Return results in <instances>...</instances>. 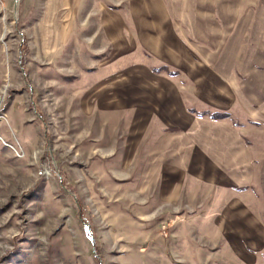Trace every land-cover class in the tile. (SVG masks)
Returning <instances> with one entry per match:
<instances>
[{"label": "rangeland", "instance_id": "1", "mask_svg": "<svg viewBox=\"0 0 264 264\" xmlns=\"http://www.w3.org/2000/svg\"><path fill=\"white\" fill-rule=\"evenodd\" d=\"M69 1L0 0V264H264V249L243 245L254 227L227 242L186 205L165 206L185 153H159L155 131H140L149 81L165 87L172 120L249 119L208 105L205 90L241 82L262 100L264 0H166L174 21L160 32L132 24L131 0ZM108 9L128 16L117 40ZM262 160L252 150L249 162ZM262 170L236 196L251 190L264 210Z\"/></svg>", "mask_w": 264, "mask_h": 264}, {"label": "crops", "instance_id": "2", "mask_svg": "<svg viewBox=\"0 0 264 264\" xmlns=\"http://www.w3.org/2000/svg\"><path fill=\"white\" fill-rule=\"evenodd\" d=\"M70 2L71 0L68 3ZM129 8L133 25H139L134 21H143V25L157 28L160 32L161 23L158 24V21H163L164 25L166 21H174L166 0H131ZM101 21L106 25V32L112 40L119 38V34L125 31L122 26L129 22L127 13L123 16L111 9L104 10ZM143 43L151 47L152 38H146L145 35ZM151 49H155L154 45ZM156 50L159 52L161 48L156 47ZM115 84L113 82L111 86ZM230 85L232 88L226 84L219 88L210 86L211 89H208L207 87L205 91H207L208 105L228 110L230 113L241 114L242 111V114L248 116L250 121L249 119L241 120L237 116L234 118L239 123L236 126L231 119L214 120L192 113L177 121L175 115V119L172 120L165 114L164 108L163 111L161 110V106L166 105L168 98L164 93L165 87L161 88L160 82L149 81L150 98L147 100L152 107L151 114L147 124L144 122L140 131L142 137L148 131H155L159 153H185L175 167L183 171V179L180 184L176 180L174 193L166 194L164 198H161L166 207L175 205L180 210L183 205H186L184 207L191 213V217L205 218L206 222L211 223L209 226L206 225L208 234H226L227 242L242 241L238 234L246 233L247 228L249 230L254 227V237L246 238L245 242H242L246 250L253 248L261 251L264 249V210L260 209V200L251 190L247 192L249 195L245 197L246 199L238 198L236 187L242 188L254 184L253 180L258 178L256 171L259 169L261 171L264 166V160L259 164L249 162L252 150L264 154V94L258 93L262 100H254V104L248 99L243 83L239 82L238 87L235 83ZM261 87L264 90V83H261ZM158 90H160L159 97ZM196 93L199 95L198 87ZM155 105L159 106V109H156ZM256 106L260 108L257 109ZM196 109L199 110L197 107ZM183 118L187 120V123ZM248 122L259 125L254 130L248 129ZM248 130L256 137L252 138L248 135ZM136 136L139 135H133V137ZM248 138L252 140L250 143ZM153 153L149 152V154ZM262 177H264L263 170ZM217 188L229 191V198H225L224 195L213 197ZM182 193L188 197L187 204H182V199L180 204L178 200ZM217 218H222V223H219V220H213ZM204 223L199 226L201 229ZM243 262L248 264V261L243 260ZM251 262V264H262L258 258Z\"/></svg>", "mask_w": 264, "mask_h": 264}, {"label": "trees", "instance_id": "3", "mask_svg": "<svg viewBox=\"0 0 264 264\" xmlns=\"http://www.w3.org/2000/svg\"><path fill=\"white\" fill-rule=\"evenodd\" d=\"M192 111L196 112L194 109H192ZM200 114H209L207 113V111H204V112H201ZM210 115L212 116V118H215V119H221V118H227L229 117V114L226 113V112H211Z\"/></svg>", "mask_w": 264, "mask_h": 264}]
</instances>
